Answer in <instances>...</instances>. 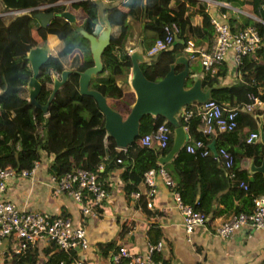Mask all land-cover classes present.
I'll return each instance as SVG.
<instances>
[{
	"label": "trees",
	"instance_id": "obj_1",
	"mask_svg": "<svg viewBox=\"0 0 264 264\" xmlns=\"http://www.w3.org/2000/svg\"><path fill=\"white\" fill-rule=\"evenodd\" d=\"M58 1L62 0H0V167L10 165L18 172L23 168L29 169L35 160L48 155L51 159L46 169L51 175L57 176L75 167L84 168L95 172L105 189L107 185L102 179L103 172L120 168L119 180L125 193H129L136 190V185L143 180L142 173L148 167L158 165L156 157L165 154L170 146L171 125L168 122L170 131L165 147H158L155 140L149 145H142L138 140L143 133L152 131L163 117L143 115L139 122L138 136L125 149H120L115 146L112 137L105 134L103 115L93 99L78 92L76 72L68 74L66 82L49 102L46 113L25 99L24 84L30 75L25 55L30 46L42 43L47 33L55 34L60 39L61 46L39 68L37 78L41 87L36 95L39 103L45 102L50 90L49 70L60 72L64 64L81 70L92 63L86 39L76 33L63 17L54 15L43 27L32 15L37 9L4 13L9 9L31 8L41 3L48 4L43 10L54 13L66 7L79 8L84 14L80 25L89 32L96 31L97 8L92 0H76L67 4ZM187 1L189 3L186 4L182 0H119V3L104 9L112 31L109 43L101 53L102 69L91 77L89 86L104 94L112 107L125 113L132 101L124 92L125 85L116 81L117 78L124 79L130 66L124 47L130 20L138 22L139 38L146 46L154 38L163 36L165 27H176L175 40L169 48L158 51L155 60L139 63L143 74L150 80L162 77L174 56L183 53L184 40L190 38L195 43L207 44L211 41L213 28L204 6L197 5L198 0ZM247 1L251 11L263 19L264 0ZM189 4L195 6L193 11L200 15V22L191 23V12L187 9ZM246 25H253L257 29L261 43L253 52L241 57L236 66V82L211 92V99L220 105L237 106L235 128L229 132L217 133L214 129L211 133L202 134L199 115H193L186 121L180 118L189 136L185 144L199 139L208 146L210 140H213L215 147L223 146L231 154V166L225 167L210 150L205 154H201L199 148L194 152L186 151L185 144L170 161L162 164L174 180L173 189L178 191L181 201L205 212L210 210V204L215 198L225 203L224 197L227 194V198L231 194L239 196L241 188L237 186V178L247 181L249 188L244 191L245 199L239 206L231 208L226 203L223 208L232 212H246L250 210L253 196L264 195V176L254 172L247 177V171L239 165L241 158L245 156L251 158L254 164H259L264 152V144L258 140L251 143L245 141L248 131L256 130V118L252 116L255 112L248 113L240 109L248 101V94L255 92L256 85L264 79L263 25L257 20H246L240 27ZM181 67V64H177L175 69ZM200 69L203 73V88L218 81L215 76L204 73L201 67ZM225 69L226 65L223 63L217 74L223 75ZM261 96L264 98V92ZM112 100L114 102L110 103ZM193 106L191 103L186 105ZM220 135L230 143L226 145L220 140ZM98 164L103 166L102 170H98ZM224 189L225 192L217 195ZM157 236L156 233L155 239H148L154 242L157 241ZM49 242V247L45 249L48 255L43 263L58 264L63 261L69 264L76 249L63 250L54 241ZM112 244V241L97 243L99 248L111 247ZM31 246L17 254H9L5 250L4 263H9L12 259L10 264H34L37 254L36 249ZM117 247L118 245L113 250L116 251ZM154 258H159L157 252L154 253ZM125 260V257L121 258L122 262Z\"/></svg>",
	"mask_w": 264,
	"mask_h": 264
},
{
	"label": "crops",
	"instance_id": "obj_2",
	"mask_svg": "<svg viewBox=\"0 0 264 264\" xmlns=\"http://www.w3.org/2000/svg\"><path fill=\"white\" fill-rule=\"evenodd\" d=\"M182 1H185L186 4L189 3L187 0ZM59 2L64 3L63 1ZM198 3L197 5L204 6L203 9L207 12L209 18L214 14H223L225 22L232 29L240 28L246 20L259 21L263 25L262 41L264 44V18H260L251 11L247 0H198ZM194 8L195 6L191 4L187 7L191 12V23H198L201 17L198 12L193 11ZM65 9H68L74 15L75 21L80 24L84 16L83 12L79 8L66 7ZM129 22L130 27L124 40L126 51L141 41L139 34L135 36L133 27H131L133 21L130 20ZM134 36L136 39L134 44H132ZM43 42L46 43L49 51H53V53L60 48V39L55 34L47 33ZM199 43L207 44V42ZM40 44L42 43L37 45ZM146 47V44L143 43V52ZM223 63H225L226 68L227 64H232L231 52L224 58ZM63 67L72 68L70 64L68 66L64 64ZM191 69L192 73L200 72L201 70L199 64L198 68L194 67ZM236 74L238 75L237 72ZM223 75H218L219 79ZM126 79L127 74L124 79L117 78L116 81L118 84L123 83L125 85L124 92L132 99L133 93L128 87ZM262 116L264 119V115ZM219 138L226 145L230 143L224 136L220 135ZM50 159L51 156L43 155L39 160L38 167L29 176L21 177L17 175L9 177L1 196L3 199L14 203L20 210L30 211L35 209L51 215L61 214L68 217L73 225H82L85 228L89 244L86 248H77L73 258L84 259L90 264H109V256L115 252L113 248L116 245L123 244L130 253H143L145 251V242L151 238L155 239L154 237L157 233L156 240H162L161 248L157 254L164 264H264V228L242 227L225 237L216 233V226L228 214L232 213L230 209H225L223 206L226 203L231 208L239 206L246 196L242 189L239 192V196L231 194L227 198V194L224 197L225 203L217 201L216 198L213 199L210 204V210L206 212L202 210L206 214L204 225L195 228L190 234V239L186 240L181 224V213L174 205L172 196V190L176 189H173V186L168 188L159 174L154 176L152 193L147 192V187L149 186L141 180L136 185V190H133L138 192L137 197L134 198L131 195L132 191L125 193L122 188V182L118 177L120 168H113L109 172H103L102 179L105 180L107 185V195L102 202L100 213L95 217L84 216L80 213L76 201L69 194L64 191L57 193L51 189V174L46 169ZM249 160L250 158L245 156L241 158L239 163L240 167L247 171V177L252 175L248 171ZM160 166L162 164L158 163L157 166L148 168H153L156 172V168ZM168 175L170 176V174ZM238 179L247 183L243 178ZM172 181L174 185V180L172 179ZM234 183L236 184L235 180ZM225 190L219 191L217 195L225 192ZM49 241L51 240L38 238L32 245L36 249L37 254L34 264H41L46 260L48 253L45 252V249L49 247ZM107 241H112V246H114L107 248L98 247L97 243ZM10 243L9 240L0 243V264H10L12 260L9 263H4L3 260L5 250ZM124 262L121 261L119 264H125Z\"/></svg>",
	"mask_w": 264,
	"mask_h": 264
},
{
	"label": "built area",
	"instance_id": "obj_3",
	"mask_svg": "<svg viewBox=\"0 0 264 264\" xmlns=\"http://www.w3.org/2000/svg\"><path fill=\"white\" fill-rule=\"evenodd\" d=\"M47 5V3H41L31 8L9 9L4 13H22L30 9L43 10ZM218 15L214 14L209 18L213 28V36L208 44H197L190 38L184 40L182 44V51L189 56V60H196L204 73L215 76L217 79H219L218 69L229 52H231V63L236 67L243 55L253 52L261 43V37L253 25L232 29L225 22L224 15ZM175 31L174 25L165 27V34L154 38L145 48L144 54L152 55L162 49L169 48L175 40ZM236 76L238 75L236 74ZM263 92L264 79L256 85L255 92L248 94V101L243 103L240 109L248 113L255 112L264 115V98L261 96ZM191 104L194 106L186 107L185 105L183 107L180 118L186 121L193 115H199V127L202 134L211 133L214 129L216 132H229L235 128L237 106L225 107L211 98L203 103ZM169 131L170 128L163 119L157 123L152 131L143 133L138 140L142 145H149L152 140H155L158 147L163 148L168 142ZM257 140V131L249 130L245 136V141L251 143ZM197 148L201 154H205L209 150L208 146L199 139L185 144V150L189 152H194ZM215 150L217 159L225 167H230L232 156L228 150L223 146L215 147ZM39 162L37 159L29 169L23 168L18 172L10 165L0 167V243L3 239L11 242L6 249L9 254H17L23 251L26 247L34 244L38 238L52 240L63 250L86 248L89 242L82 225H73L68 217L61 214L51 215L35 209L20 210L14 203L2 198L1 194L6 188V181L9 177L29 176L38 167ZM97 168L102 170L103 166L98 164ZM156 169L155 172L153 168H147L142 174L143 181L149 186L148 193L153 191L152 185L155 174L161 176L163 183L168 188L173 186V181L166 170L162 166ZM237 186L243 191H247L249 188L247 183L241 179L237 181ZM51 189L57 193L64 191L69 194L78 204L80 213L92 217L100 213L102 202L107 195V191L96 177V173L80 167H75L57 176L51 175ZM131 195L135 198L138 192L132 191ZM172 196L174 205L181 213L184 237L189 240L192 231L198 226L204 225L206 214L189 204L183 203L177 190H172ZM242 227L264 228V195L253 196L250 210L228 214L216 226V233L225 237ZM161 245L162 240L154 242L147 240L143 253H130L123 244L118 245L116 251L109 256V264H119L123 257L126 258L125 264H164L160 258H154V253L159 251ZM58 264L65 263L60 261ZM70 264H90V262L75 257Z\"/></svg>",
	"mask_w": 264,
	"mask_h": 264
},
{
	"label": "water",
	"instance_id": "obj_4",
	"mask_svg": "<svg viewBox=\"0 0 264 264\" xmlns=\"http://www.w3.org/2000/svg\"><path fill=\"white\" fill-rule=\"evenodd\" d=\"M92 1L97 8L96 22L98 28L95 32H89L78 24L74 15L68 9L56 13L40 9L32 13L33 17L43 27L54 15L68 20L74 31L86 39L92 63L81 70L63 67L59 74L52 72L50 90L45 102L39 103L36 100V95L40 90L41 82L37 78V74L40 66L48 58L49 48L45 42L40 45L34 44L30 46L25 55L30 68V75L24 84L26 90L25 99L34 107L46 113L54 94L66 82L68 74L74 71L77 73L76 87L78 92L93 99L97 109L103 115L105 134L112 137L117 148L125 149L138 136L139 122L143 115L149 114L151 117H156L157 115L163 117L171 125V142L165 154L157 156L156 161L160 164L168 162L189 137L185 126L180 122L183 107L190 103H203L211 98L212 90L227 87L236 82V67L233 64H227L224 75L214 84L203 88L201 86L203 73H192L189 56L185 53H180L175 55L172 61L168 63V70L162 77L157 80H150L143 74L139 63L155 60L157 52L152 55H145L141 41H139L133 48L126 51L130 60L126 83L133 93V98L126 112L122 113L108 103L104 94L89 86L91 77L102 69L101 53L109 43L112 31V25L104 9L119 3V0ZM177 64L182 65L178 70L175 69ZM253 116L257 119L258 141L264 144L263 116L260 113H255ZM208 148L212 155L217 158L213 140L208 143ZM248 171L250 173L259 172L264 176V152L260 163L257 165L250 158ZM5 241L6 239H3L2 243Z\"/></svg>",
	"mask_w": 264,
	"mask_h": 264
},
{
	"label": "rangeland",
	"instance_id": "obj_5",
	"mask_svg": "<svg viewBox=\"0 0 264 264\" xmlns=\"http://www.w3.org/2000/svg\"><path fill=\"white\" fill-rule=\"evenodd\" d=\"M64 3H67L65 0H62ZM132 26L131 27H133V30H134V34H135V36H137L138 34H139V27H138V22H134L133 21V23L131 24ZM133 37V41H132V44H134V42H135V39H136V37ZM58 46V45H57ZM60 46H61V41H60ZM51 53H53V51H51ZM73 60H74V58H73ZM191 68H198V62L196 61V60H191ZM125 89H126V87H125ZM128 96V95H127ZM111 102H113V100L112 101H110V103Z\"/></svg>",
	"mask_w": 264,
	"mask_h": 264
},
{
	"label": "flooded vegetation",
	"instance_id": "obj_6",
	"mask_svg": "<svg viewBox=\"0 0 264 264\" xmlns=\"http://www.w3.org/2000/svg\"><path fill=\"white\" fill-rule=\"evenodd\" d=\"M56 54V52L55 53H51V51H49V55H55ZM48 55V56H49ZM47 60V59H46ZM69 68V67H68ZM71 69H74V68H71ZM52 72H55V71H53V70H49V76H50V79H51V73ZM56 74H59V72H55ZM50 84H51V81H50V83H49V86H50Z\"/></svg>",
	"mask_w": 264,
	"mask_h": 264
}]
</instances>
